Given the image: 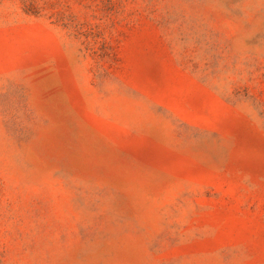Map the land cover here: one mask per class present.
<instances>
[{"label": "rangeland", "instance_id": "1", "mask_svg": "<svg viewBox=\"0 0 264 264\" xmlns=\"http://www.w3.org/2000/svg\"><path fill=\"white\" fill-rule=\"evenodd\" d=\"M0 264H264V0H0Z\"/></svg>", "mask_w": 264, "mask_h": 264}]
</instances>
